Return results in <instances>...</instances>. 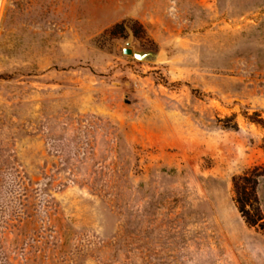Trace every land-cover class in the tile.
<instances>
[{
  "label": "rangeland",
  "instance_id": "374dc122",
  "mask_svg": "<svg viewBox=\"0 0 264 264\" xmlns=\"http://www.w3.org/2000/svg\"><path fill=\"white\" fill-rule=\"evenodd\" d=\"M250 117L264 0H0V264H264Z\"/></svg>",
  "mask_w": 264,
  "mask_h": 264
},
{
  "label": "trees",
  "instance_id": "16d2710c",
  "mask_svg": "<svg viewBox=\"0 0 264 264\" xmlns=\"http://www.w3.org/2000/svg\"><path fill=\"white\" fill-rule=\"evenodd\" d=\"M117 28L123 30L128 29L136 34L135 27L131 25V21H124L122 24L116 25L111 31V34H113V31ZM249 119L264 128V121L262 119H256L254 117H250ZM235 129H238L237 124H235ZM260 176L261 174H245L239 176L234 179V189L238 211L246 224L264 231V216L260 212L259 201L256 194Z\"/></svg>",
  "mask_w": 264,
  "mask_h": 264
},
{
  "label": "water",
  "instance_id": "95a60500",
  "mask_svg": "<svg viewBox=\"0 0 264 264\" xmlns=\"http://www.w3.org/2000/svg\"><path fill=\"white\" fill-rule=\"evenodd\" d=\"M125 56L134 57L138 61H151L157 59V54L152 52H135L132 48H125L123 50Z\"/></svg>",
  "mask_w": 264,
  "mask_h": 264
}]
</instances>
